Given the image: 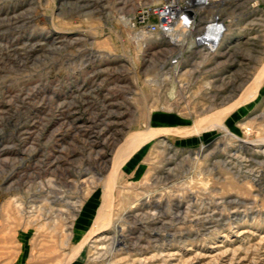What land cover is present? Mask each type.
<instances>
[{
	"label": "rangeland",
	"instance_id": "1",
	"mask_svg": "<svg viewBox=\"0 0 264 264\" xmlns=\"http://www.w3.org/2000/svg\"><path fill=\"white\" fill-rule=\"evenodd\" d=\"M164 1L0 0V264L26 246L58 264H264V0H194L178 58ZM227 105L253 144L205 124ZM121 144L111 223L90 240Z\"/></svg>",
	"mask_w": 264,
	"mask_h": 264
},
{
	"label": "bare ground",
	"instance_id": "2",
	"mask_svg": "<svg viewBox=\"0 0 264 264\" xmlns=\"http://www.w3.org/2000/svg\"><path fill=\"white\" fill-rule=\"evenodd\" d=\"M77 1V0H76ZM82 1V0H81ZM219 1V0H218ZM237 1V0H236ZM259 1V0H258ZM79 2V1H78ZM220 2V1H219ZM231 2V1H230ZM78 4V3H77ZM222 4V2H221ZM229 4V3H228ZM254 5V4H253ZM201 6V5H200ZM200 6H197L194 3V0H165L162 4H158L157 6L154 7V10L156 12H158L159 16H160V22L159 24L156 26V29L160 30L162 33L166 32L167 34H171L170 37L172 38L173 42L175 44H179L180 45V49L177 53V56H175V58L178 57H182L183 53L185 51H190L196 44L197 42L194 40L191 41H186V39H183V37H185V35H187V33H190L193 29L197 28V24H198V13H196L194 11V20L192 19L191 23H183V20L180 18L181 13L183 11V9L188 8V7H196L195 9H197L198 11H200L202 8ZM219 9V8H218ZM253 10V9H252ZM150 11V10H149ZM221 11L227 14V6L222 7ZM220 11V13H221ZM216 17V16H215ZM219 18V17H218ZM212 19V18H211ZM220 20V19H219ZM224 20V19H222ZM145 21V20H144ZM212 21V20H211ZM132 22V21H131ZM130 22V23H131ZM201 22V20H200ZM210 22V21H209ZM219 24H221V20L220 22H218ZM213 23H209L210 27L212 26ZM218 24V25H219ZM221 26V25H220ZM214 27V25L212 26ZM146 29H151L150 25L147 24L146 27H144ZM207 28V27H206ZM209 28V26H208ZM216 29V27H214ZM183 29V30H182ZM205 29V28H204ZM176 30H181L182 33H178L177 36H175V33L173 34L174 31ZM199 31V30H198ZM145 31H139V32H135V38L137 39H141L145 34ZM215 34V33H214ZM213 34V35H214ZM217 34V32H216ZM58 36H56V38H60V42L63 43L66 40V36L61 34H57ZM75 36L79 35L77 34H73ZM219 35V34H218ZM76 39H79V36L73 38V41H75ZM219 39V38H218ZM139 42V41H138ZM141 44V43H140ZM210 44V48L211 45L213 43H209ZM58 48V47H57ZM264 69V68H263ZM175 70V69H174ZM179 70V66H177L176 71ZM262 73V72H261ZM261 75V74H260ZM258 75V76H260ZM263 75V74H262ZM259 78V77H257ZM256 78V79H257ZM260 79V78H259ZM264 81V76L261 77L260 81ZM153 81V80H152ZM262 81V82H263ZM256 83V82H255ZM250 85V84H249ZM254 85L255 84H251L250 86H248V89L250 91H247L248 89H246V92L244 93V95H242L243 98H246L247 96H252V94L254 93ZM243 92V91H242ZM253 92V93H252ZM245 96V97H244ZM242 101V100H241ZM239 102H237L238 104ZM234 104V103H233ZM230 105H227V107ZM229 108V107H228ZM231 110V107L225 111L222 112H217L212 116H208V118L205 120V124L212 126V128H216L217 130H224L226 134L231 135V136H235L240 140V147L244 148L247 144H253V141L251 140H247L244 137H241L240 135L234 133L232 131V129L229 128L228 123L225 121V115L229 113V111ZM156 113V112H155ZM156 115V114H155ZM159 115V113H158ZM163 116V115H162ZM162 118V117H161ZM196 124V123H195ZM183 127V126H182ZM185 127V126H184ZM187 127V126H186ZM207 127V126H205ZM180 128V127H179ZM196 128V132L200 133L199 130H206V128H204V126L202 125L201 128H198L197 126ZM211 128V129H212ZM184 129V128H183ZM194 129V128H193ZM166 130H159V131H155L154 136L153 137H148L146 138L147 140L151 141L154 137H156L157 135H165ZM223 131V132H224ZM195 133V132H194ZM166 137V136H165ZM159 138V137H158ZM257 140V139H256ZM262 141H264V139H259V142H257L256 145V149H254L256 152H258L259 154H261L262 156H264V149L261 148V146L259 144H262ZM122 145V144H121ZM238 148H236L237 150ZM131 150H129V148H127L126 146L122 145L120 147V149L118 150V152L116 153V155L114 156V158L112 159L109 167H108V171L106 174H104L103 176L100 177V184L102 185V200L100 205L98 206V208H95L94 206L92 207V209L87 213V216L89 217V220L91 219V216L93 215L94 219H93V224H92V229L90 230L89 234H88V238L91 240L93 239L95 236H97L98 233H100L101 231H103L104 229H106L110 223V216H111V204H112V199H113V191L115 188L116 183L118 182V179L121 175V168L123 165H125L124 163H126V161L128 160V158L131 155ZM253 157V156H252ZM136 160V159H135ZM136 163V162H135ZM125 170V168H124ZM202 176V175H201ZM88 177V176H87ZM127 177V176H126ZM95 182V181H94ZM148 183V182H147ZM118 184V183H117ZM57 185V184H56ZM133 186V185H132ZM134 191V190H133ZM232 200H234V202L236 201V203H240L242 202L241 199L239 198H232ZM95 201V200H93ZM98 201V200H97ZM231 201V200H230ZM116 202V201H115ZM135 204V203H134ZM74 210H77V206H78V202L76 201L74 204ZM88 206V205H87ZM86 206V207H87ZM133 206V205H132ZM121 210V209H120ZM123 211V210H122ZM126 212V211H125ZM213 212V211H212ZM211 212V213H212ZM86 213V212H85ZM84 213V214H85ZM184 216V215H183ZM81 218V217H80ZM208 218V217H207ZM79 219V218H78ZM82 219H84V222L87 220V218H81L79 221H83ZM120 221V220H119ZM88 223V220L86 221ZM113 223V222H112ZM115 223V222H114ZM86 224V223H85ZM80 225V224H77ZM116 228V234L114 236V241L115 243L119 244L122 243V238H123V234L121 233V228L120 225L118 223H115L113 225ZM71 230V229H70ZM113 236V235H112ZM95 239V238H94ZM97 239V238H96ZM106 239V238H105ZM102 239H100L101 241ZM113 240V239H112ZM112 240L110 242H112ZM97 241V240H96ZM104 244V243H103ZM108 244V243H107ZM110 244V243H109ZM124 244V243H123ZM122 244V245H123ZM106 245V244H105ZM121 245V246H122ZM108 246H111L108 245ZM106 247V246H105ZM112 247V246H111ZM116 248V247H114ZM73 251V250H72ZM105 251V250H103ZM101 252V251H100ZM72 253V252H71ZM216 259V258H215ZM187 260V258H186ZM212 263V262H211ZM178 264V263H177Z\"/></svg>",
	"mask_w": 264,
	"mask_h": 264
},
{
	"label": "crops",
	"instance_id": "3",
	"mask_svg": "<svg viewBox=\"0 0 264 264\" xmlns=\"http://www.w3.org/2000/svg\"><path fill=\"white\" fill-rule=\"evenodd\" d=\"M22 249L23 248L20 249L18 255H16L15 258L9 264H58L56 260L55 261L49 260L50 258H47L46 255L44 254L41 253L37 255L32 254L31 251H29L32 249V246H28V248L27 246L24 247V249H28V251H26L25 253H23L24 249L23 250ZM61 262L62 264H66L63 263L65 262L63 260H61ZM59 264L61 263L59 262Z\"/></svg>",
	"mask_w": 264,
	"mask_h": 264
},
{
	"label": "water",
	"instance_id": "4",
	"mask_svg": "<svg viewBox=\"0 0 264 264\" xmlns=\"http://www.w3.org/2000/svg\"><path fill=\"white\" fill-rule=\"evenodd\" d=\"M186 14H187V16H188L189 19H192L193 16H194V13H193L192 10H186Z\"/></svg>",
	"mask_w": 264,
	"mask_h": 264
}]
</instances>
